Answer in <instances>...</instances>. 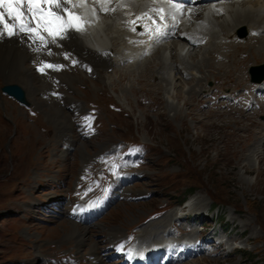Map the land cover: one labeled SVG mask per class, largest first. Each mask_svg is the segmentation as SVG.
Wrapping results in <instances>:
<instances>
[{
  "label": "rangeland",
  "instance_id": "obj_1",
  "mask_svg": "<svg viewBox=\"0 0 264 264\" xmlns=\"http://www.w3.org/2000/svg\"><path fill=\"white\" fill-rule=\"evenodd\" d=\"M238 31L239 40L250 34L246 26ZM171 38L155 47H165ZM248 55L251 62L254 56L260 59L256 52ZM33 62L25 66L34 71L31 82L40 91L32 89L29 77L20 79L22 70L9 76L0 71V89L7 79L22 83L33 104L24 105L1 89L0 264H89L97 256L116 264L123 255L110 229L120 228L121 240L140 246L146 244L137 238L141 229L172 212L177 217L162 227L164 243L148 241L171 245L170 258L176 250L185 255L170 264H208L206 259L264 264V161L257 155L252 163L247 159L256 142L261 145L256 153L264 155V140L257 137L264 133L259 125L264 109L246 114L224 108L230 101L238 105L232 92L248 96L244 106L254 97L264 102V89L243 87L256 83L252 72L257 69L251 77L248 70L241 85L212 77L201 91V84L188 81L191 73L175 70L177 89L189 95L180 98L174 91L165 93L170 84L150 83L147 75L121 76L126 68L115 64L100 70L102 80L86 75L76 60L44 72L37 68L44 62ZM259 62L254 67L264 64ZM207 70L218 72L212 66ZM192 86L197 92L190 95ZM168 98L181 103L184 118L173 116L165 105ZM198 199H203L200 205ZM68 221L77 223L85 241L78 233L71 236L68 224L61 226ZM214 261L210 264H218Z\"/></svg>",
  "mask_w": 264,
  "mask_h": 264
},
{
  "label": "bare ground",
  "instance_id": "obj_2",
  "mask_svg": "<svg viewBox=\"0 0 264 264\" xmlns=\"http://www.w3.org/2000/svg\"><path fill=\"white\" fill-rule=\"evenodd\" d=\"M87 1L88 4L85 3L83 7H77L83 17L88 21L86 27L87 30L83 34H77L75 37L60 40L55 45L48 44V47L41 52L34 51V49L39 46L38 42L34 45L30 40H27L26 37L21 38L13 36L0 39L1 76H9L13 74L16 69H18L22 70L20 79L23 81H28L30 79L29 81L31 82L34 78V71L31 67L25 65H27L28 61L34 63V58L44 62V64L49 62L56 63L58 65L69 64V66L71 65L72 60H76L80 63L82 68L86 70L84 71L86 75H88V73L90 75L98 74L103 80L104 77L100 70L107 71L108 68L115 64V66L118 68H123V70L125 68L129 69V73H127V70L125 69V73H121V76L130 75V77L134 80L135 76L143 78L147 75V81L150 83H164L166 85L170 84L165 88L163 87V90L168 94V96H171L174 91V94L176 93V95H179L180 98H182V96L186 98L189 97L187 94L188 92L184 94L182 89H177L179 88L177 87V83L180 82H178V80L176 83L177 74L174 72L175 70L178 73L182 72V74H185L186 72L187 75L191 73V76H188L190 78L188 81H191V84L195 85H197V83L201 84L199 85V87H201L199 91H201L203 88V82L208 81L212 77L214 80L221 79L224 81L226 80V82H232L234 84L241 85L244 80H247L248 70L251 77V72L255 66L254 64L260 63L259 60L264 62L263 0H236L229 1L228 4H221L222 2H216L214 4L206 2L201 3V5H194L189 9L186 8L184 9V14L182 16L177 14L178 21L181 20L182 23L178 25L177 28L179 29L177 31V28L174 30L170 28L171 32L174 34L167 37L171 38L174 36V38H171L172 40H170V43L163 44L166 45L165 47H160L158 45V47H155V44H162L165 38L150 43V41L144 36H140L139 34H131L132 32L128 26L130 18L133 17L132 11L151 9L150 3H143L141 0H110V2H106L103 5V8L114 9V11H108V13H104L105 11L103 10L101 4L97 3L96 0ZM147 1L149 2V0ZM151 1L154 2L155 0H150V2ZM225 1L226 0L223 2ZM123 5H126L125 7L130 5V7L125 9V11L123 9ZM93 9H95V14L92 12ZM124 19L125 21H123ZM171 22L173 21L171 20ZM242 26H246L249 29L250 34L246 38L239 40L237 39V35L240 34L241 30L240 32H237V30ZM244 28L245 27H243L242 30ZM128 31L131 33H128ZM168 31L170 32V30ZM251 31L255 32L251 33ZM219 37L221 38L218 39ZM141 41H143V43H140ZM195 41H198V43ZM149 50L150 54L148 55ZM201 50L204 51L200 52ZM48 51H51L52 55H48ZM251 52L253 54L256 52L257 55L260 56V59L258 58L259 60H257V57L254 56V60L251 62L248 55ZM65 54L67 55L68 60L65 59ZM211 66L214 69H217L218 72H208L209 70H207V68ZM193 68L200 71L202 76L198 77L199 75L189 72V70ZM137 70H139V72ZM255 75H257L256 77H258L259 80H257L256 83L251 84H247L245 82L246 85L243 84V87L252 91L256 90V92L262 91L264 89V64L261 67L257 66ZM66 76L67 73L62 75L63 78ZM184 79L186 80V78ZM202 79L203 81H201ZM11 83L13 82H10L8 79L5 82V84ZM18 84L25 92L27 103L24 105H33L31 100H29L30 97L28 98L29 89L22 83ZM31 84L32 89H36V91L41 90L32 82ZM2 88L3 86L1 89ZM196 88L195 86H192L191 88L189 87L188 90H191L190 95L191 93L194 94L197 92ZM1 89L0 92L2 93ZM230 97L237 98L238 105L234 104L235 102L233 103L230 101L224 106L227 111L235 109L238 112L243 111L246 112V114H254L256 112L255 110L264 109V102H261L256 97L252 99L251 104L248 106H244V99H248L246 94H237L232 92ZM169 98L166 99L165 105L171 112H173V116L175 118H184L185 112L180 105L181 103H176L174 100L171 101V98ZM252 104H254V106H251ZM257 104H259L258 107L256 106ZM221 109L218 108L217 110L220 115L223 114ZM259 125L261 126L260 128L264 129V123L261 122ZM257 137H260V139L263 141L264 133L262 132ZM256 143L249 154L250 156L247 157L248 163H252L254 156L256 155L257 160L259 159L260 161H264V155L261 156L259 153H256L258 149L260 150V148L257 149V147L261 146H258ZM262 147L264 150V143L262 144ZM247 165L248 164H245L244 166ZM260 172L261 171L259 170V174ZM260 190L261 192H264L263 188H260ZM202 201L203 199H198L196 205H200ZM96 204L97 203H93L88 206H82L80 210L82 211L84 208L88 209L89 207H92ZM188 204H186V206ZM101 205L102 206L100 207L104 208L103 205H105V202ZM84 214L86 215V213ZM174 217H177L176 212L168 214L160 221L146 224L141 229L137 238L143 239L142 241L147 244L149 249H151L150 245L153 243L148 242L151 239L158 238L157 240H160L162 243H164L166 238L164 236L162 227L169 225ZM249 222L251 223V221ZM250 223H248V225ZM67 224L71 230V232L69 231L70 235L78 233L77 235L80 238V242L85 241L86 236L80 233V230L76 225L77 223L75 224L72 221H68L61 223V226L66 228ZM119 229H110L111 231L109 232V237L111 240H113V242H117L122 238V235H120L121 231H119ZM244 231L245 230H243L240 236L244 235ZM160 244H158L157 247L164 250V256L165 249L167 247H171V245ZM218 245L220 246L221 243H218ZM129 251V255L135 256L133 249ZM184 256L185 255H182L181 252L176 250V254L173 258L171 257L166 263H164L162 259L157 264H170L174 261L178 262L184 259ZM206 260L208 261V264L214 261L212 259ZM214 262L219 264V261ZM89 264H104V261L100 256H97Z\"/></svg>",
  "mask_w": 264,
  "mask_h": 264
},
{
  "label": "snow or ice",
  "instance_id": "obj_3",
  "mask_svg": "<svg viewBox=\"0 0 264 264\" xmlns=\"http://www.w3.org/2000/svg\"><path fill=\"white\" fill-rule=\"evenodd\" d=\"M87 0H0V39L5 37L27 38L32 44L38 45L34 51L41 52L48 47V44H57L60 40L75 37L77 34L86 32L88 23L85 18L76 13L77 7H83ZM102 8L110 0H96ZM104 11H114V9L103 8ZM157 12L161 21L165 19V9H153ZM95 14V9L92 10ZM177 14H184V7L181 3L169 0L168 16L173 23L169 26L165 24L163 28L157 25L155 33L159 37L169 36L173 32L165 31L168 27L173 30L178 27ZM144 15H147L145 13ZM148 29V25H143ZM135 31V28L132 29ZM140 43H143L141 41ZM52 55L51 51L47 52ZM65 58L67 55L65 54ZM75 63V61H73ZM62 65L42 64L40 71L46 68L59 70ZM141 259L142 254L136 253Z\"/></svg>",
  "mask_w": 264,
  "mask_h": 264
},
{
  "label": "water",
  "instance_id": "obj_4",
  "mask_svg": "<svg viewBox=\"0 0 264 264\" xmlns=\"http://www.w3.org/2000/svg\"><path fill=\"white\" fill-rule=\"evenodd\" d=\"M257 69V67H254L253 70ZM254 77H255V74L256 72H252ZM264 77V75H263ZM257 80H259V78L257 77L256 78ZM3 91L8 93L10 96H13L15 97L17 100H19L20 102L22 103H27V100L25 98V92L24 90L21 88L20 85L18 84H6L4 87H3Z\"/></svg>",
  "mask_w": 264,
  "mask_h": 264
},
{
  "label": "trees",
  "instance_id": "obj_5",
  "mask_svg": "<svg viewBox=\"0 0 264 264\" xmlns=\"http://www.w3.org/2000/svg\"><path fill=\"white\" fill-rule=\"evenodd\" d=\"M186 196H187V195H186ZM183 200H184V199H183ZM183 200H182V201H183Z\"/></svg>",
  "mask_w": 264,
  "mask_h": 264
}]
</instances>
